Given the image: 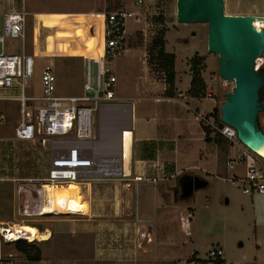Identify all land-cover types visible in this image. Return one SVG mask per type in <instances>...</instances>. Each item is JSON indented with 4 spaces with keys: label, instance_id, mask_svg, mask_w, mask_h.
Segmentation results:
<instances>
[{
    "label": "rangeland",
    "instance_id": "1",
    "mask_svg": "<svg viewBox=\"0 0 264 264\" xmlns=\"http://www.w3.org/2000/svg\"><path fill=\"white\" fill-rule=\"evenodd\" d=\"M124 8L136 11L140 22L134 19L126 21L129 50L114 61L119 80L117 96L122 101L135 103V128L133 132L125 129V134L122 132L120 139L127 166L129 164L132 172V175L127 173L123 182L132 181L135 159L139 156L152 155L155 160H150L151 162L165 164L175 162L183 165L179 175L174 179L170 177L173 171L164 167L154 172L156 185L158 187L159 184L166 185L168 193L155 192V182L153 185H148L144 181L137 184L136 201L127 209L129 212L132 211L133 215L130 218H133L134 222L144 218L140 223L143 231L152 235L153 244L146 243L150 240L149 236H146L141 245L145 254L123 264H191L198 260H202L204 264H217V259L211 258L210 253L219 249L223 251L226 264L242 263L247 257L251 258L255 254L256 218L264 206L259 203L257 196L260 195L252 199L243 194L242 187H237L224 179L232 175V172L228 171L227 161L232 156H238L240 150L236 146L232 149L227 141L221 144H208L204 141L203 126L215 123L212 117L214 109L218 108L221 112L226 95L232 93L236 86L235 82H228L220 77L219 56L211 53L208 48V24L178 22L177 0H144L140 7L135 5L134 0H0V21L8 12L25 9L29 13L27 53L37 49L39 55L36 59L34 79L29 84L33 91L35 90V95L40 92L44 68L53 64L58 77V93L64 96H80L83 93L84 59L79 56L98 54L99 49L96 47L101 42L98 40L99 37L98 39L94 37L90 41V31L89 33L85 31L87 26L70 22L72 19L70 17L74 18L71 14L110 13ZM225 14L264 16V0H225ZM35 26L40 33L36 48L33 46ZM72 31L73 34L78 31L77 34L81 38L74 36L73 39H65V43L69 44L76 40L86 48L68 56L69 45L62 44L57 37H72L71 34L65 33ZM57 32L59 33L55 37ZM98 33L99 28L94 36ZM159 34L166 40L167 51L176 54L179 90H182L187 82V86L190 85L192 76L190 61L196 55L206 57L203 77L207 84V97L201 99L198 107H195V102L191 103L195 108H190L186 101L178 102L184 98L179 97L174 99L175 101L165 98L168 96L162 91L161 86L166 84L165 76L158 71L156 62L150 61L149 64V51ZM20 45L19 41L9 40L7 47L9 51L19 52ZM262 61L263 63L257 64V71L261 67L264 68V56ZM183 93L187 94L186 90ZM13 95L12 92L0 91V112L3 115L0 119V226L22 225V228L40 229L42 233H46L53 228L55 220L72 217L84 219L86 216L80 215L81 213L79 215L47 213L33 216L26 212V204L32 201L33 196H39L38 192L35 194L33 192L36 180L48 176L49 155L38 141L25 142L16 139L15 131L22 122V116L20 104L9 99ZM262 103L264 107V92ZM109 115L112 120L115 119L114 114ZM153 115L159 123L158 140L143 144L133 140V136L138 139L149 131L147 124L148 121H152ZM123 119L130 123L128 109ZM258 122L264 132V111L259 113ZM98 131L96 112L94 114L96 136ZM147 135H153V132H148ZM212 136H215V133ZM187 177L199 178L208 185L206 188L196 189L190 198L182 200L180 198L182 182ZM169 180L172 184H169ZM116 182L120 184L119 186L122 185V180ZM23 186H26L27 192L20 191V187ZM93 186H84L88 189L87 214L89 209L91 212V205L94 206L97 202L98 193L94 191ZM69 187L74 193L73 203L75 199L77 202L80 195L76 191V186L73 184ZM148 198L151 200L150 205L147 202ZM43 200L41 197L39 201ZM80 200L83 202L82 198ZM77 204L80 208V203ZM152 206L151 211L155 213L151 212L152 215L147 217L139 216L138 212L142 211V208L144 210ZM162 212L169 214L166 220L151 218ZM56 226L58 228L64 225ZM260 232L262 234L263 230ZM122 239L126 241L130 238L123 236ZM7 244L11 245L10 248H15L14 244L5 242L2 244L0 242V248L1 246L5 248ZM130 259L129 256H122L121 260Z\"/></svg>",
    "mask_w": 264,
    "mask_h": 264
},
{
    "label": "built area",
    "instance_id": "2",
    "mask_svg": "<svg viewBox=\"0 0 264 264\" xmlns=\"http://www.w3.org/2000/svg\"><path fill=\"white\" fill-rule=\"evenodd\" d=\"M134 1L139 7L144 3V0ZM71 15L74 18L70 17L72 18L70 22L87 26L85 31H90L88 32L90 41L96 37L94 35L99 25L103 35V44L98 46L101 52L97 50L98 54L79 56L84 59L83 93L80 96H64L58 93V77L53 64L44 68L40 92L35 95V90L33 91L29 84L34 79L36 59L39 55L37 49L27 53L29 13L25 9L8 12L0 21V91L12 92L14 95L9 99L18 102L21 107L22 122L15 131V137L25 142L38 141L49 155L48 176L36 180L34 191L32 190L34 194L38 192L39 196H33L34 200L26 204V212L33 216L43 215L46 186L56 187L72 182L85 186L92 182L121 181L127 176L125 152L120 143L121 134L122 132L125 134V129L116 135L98 131L96 136L94 114L97 112L98 117L105 113L115 114V117L118 115L117 107L121 106V103L117 102L118 77L114 61L129 50L126 21L134 19L140 22V18L136 11L127 8L110 13ZM80 16L82 18H79ZM77 32L75 34L74 31L65 32L72 37H57V40L67 44L65 39H73L74 36L81 38ZM39 35L35 26L33 37L35 48ZM9 40L21 42L18 48L21 51H9L7 47ZM77 42L72 40L67 44L68 56L86 48ZM115 120L116 118L111 120V124ZM127 124L123 123V127H128ZM211 126L231 144L232 149L236 146L241 152L227 161L228 171L232 172V175L224 179L237 187H242L244 195L264 196V157L244 146L238 140L233 127L225 124L217 126L215 123ZM153 182L156 183V180ZM20 191L27 192L26 186L20 187ZM41 197L44 200L40 202ZM32 239L29 232L23 231L22 225L0 226L1 244L20 240L29 243L41 242L39 237L35 242ZM210 257L220 259V264H226L223 260V251L220 249L212 251ZM0 264L11 263L3 261L0 257ZM191 264L204 262L194 261Z\"/></svg>",
    "mask_w": 264,
    "mask_h": 264
},
{
    "label": "crops",
    "instance_id": "3",
    "mask_svg": "<svg viewBox=\"0 0 264 264\" xmlns=\"http://www.w3.org/2000/svg\"><path fill=\"white\" fill-rule=\"evenodd\" d=\"M98 28L99 33L98 35H96V38L98 39L99 37L98 40L100 41V25L98 26ZM180 83L181 85H183L181 80ZM187 85L188 82L184 88L182 87V90H179V88L177 87L176 75V97L165 98H168V100L171 99L173 101H175L174 99L179 97L184 98L179 99L178 102H188L190 104V108L193 107L191 106V103L195 102V107H198V103L202 101L201 99H194L189 97L187 94L183 93V91L185 90L187 93L190 89V85ZM161 86L163 87L162 91L166 92V84H163ZM143 100L146 101L144 98ZM117 102L121 103V106L117 107L118 115H116V120L113 122V124H111L112 119L110 117L111 115H109L111 113L99 115L98 122L100 132L102 131L105 134L113 133L114 135L118 134L124 129H130L133 132L135 128V103L122 101L118 96ZM127 109L130 112V125H128L129 123L126 121V119H123V115L127 113ZM2 118L3 115L0 112V119ZM123 123H128V127H123ZM147 125L149 127L148 132H153V135H147L148 132H146L144 133L143 137L138 139L133 136V140L139 141L138 143L140 144L158 140L157 135H159L160 131L158 127L159 123L157 122L156 116L153 115L152 121H148ZM150 160L153 161L155 160V158H148L146 156H139V158L136 157L135 169L133 172L134 177L132 178V181H127L124 183L122 180L121 186H119L120 184H118V182L116 181L93 182L92 184L87 185H94L92 188H94V191H97L98 193L96 196L97 202H95L94 206L91 205V212L89 209L88 214V209L86 205L87 203L89 204L88 189L81 184L75 185L76 191L80 195L77 201L80 203V208L77 202H75V200L73 203V193L71 196L73 213H71V215H79L81 213L80 215L86 216L84 217V219L79 220L72 217L67 219L55 220V225H53V228L51 227V229H49L46 233H42V231L40 232L38 231V229L35 230L30 228H22L23 231L29 232L31 234V236L33 237V242H35L38 237L40 238L41 242H39L40 244L38 245L41 250L40 261L27 260L22 253L17 251V249L14 247L13 249L10 248L11 245L8 244V246H6L5 248L3 246H1L0 248L1 259L11 264H123L127 263L126 261L131 262L132 260H136L135 258L139 255L143 256L145 254V251L142 250L144 247H141V245L145 241L146 236H149L150 239L146 243L153 244V237L151 234H147L143 231L142 224L140 222H143L144 218L134 222L133 218H130L133 215L131 214L132 211L129 212L127 209L128 207H132L134 205V202L136 201V189L138 188L137 184L141 181H144L148 185H153V181L156 179L154 178V172L156 170L159 171L163 169V167L164 169L173 171L170 177L174 179L176 176L179 175L181 165H183L182 163L172 162L173 164H165L162 162H151ZM128 166L127 173L128 175H132L130 166ZM169 184H172L171 181L169 182ZM159 185L160 187H158V185H156L155 183V192L159 191L161 193L163 192L164 194L168 193L166 185ZM82 189H84L85 191H83ZM257 197H259V203L264 206V196ZM80 198H82L84 203L80 200ZM148 199L149 200L147 202L150 205L151 200L150 198ZM252 199H254V196L252 197ZM151 210H153V206L152 208L144 210L142 208V211L138 212L139 216H151L152 214L150 213L153 212ZM168 215L169 214L167 212H162L161 214L156 213V216L154 218L152 216L151 218L163 221L168 218ZM57 224H61L64 226H58L57 228ZM260 230H263L262 234ZM123 236H127L130 239L124 241L122 239ZM254 239L257 242L255 254L251 258L247 257L244 262L239 264H264V207L261 210V214H259L256 218V229ZM122 256H129L131 257V259L121 260ZM198 261L203 262L202 260ZM224 262L227 263L225 260ZM230 264L237 263L232 262Z\"/></svg>",
    "mask_w": 264,
    "mask_h": 264
},
{
    "label": "water",
    "instance_id": "4",
    "mask_svg": "<svg viewBox=\"0 0 264 264\" xmlns=\"http://www.w3.org/2000/svg\"><path fill=\"white\" fill-rule=\"evenodd\" d=\"M177 20L208 24V48L219 56L220 77L236 85L221 106V122L233 127L238 140L256 151L249 143L264 140L258 122L264 111L260 95L264 74L256 70L264 56V29H258L257 22H264V16L226 15L225 0H177ZM207 185L199 178H184L180 198L188 199Z\"/></svg>",
    "mask_w": 264,
    "mask_h": 264
},
{
    "label": "trees",
    "instance_id": "5",
    "mask_svg": "<svg viewBox=\"0 0 264 264\" xmlns=\"http://www.w3.org/2000/svg\"><path fill=\"white\" fill-rule=\"evenodd\" d=\"M163 22V20H161ZM150 59L149 64L152 61L156 62L158 71L165 76L166 82V95L169 98L176 97V54L168 52L166 49V40L159 34L153 41L151 49L149 51ZM151 61V62H150ZM206 57L201 55H196L190 61V71L192 74V80L190 84V89L187 95L194 99H205L207 97V84L203 77V72L205 68ZM258 73L264 74V68L261 67ZM264 90V88H263ZM260 92L261 101L263 102V92ZM217 126H223L221 122V112L218 108H215L212 114ZM203 131L205 133L204 141L208 144L215 143L221 144L226 142L219 133H217L211 126H203ZM215 133V136H212ZM228 142V141H227ZM229 143V142H228ZM146 145V144H144ZM148 150V148H146ZM145 149V150H146ZM129 155V154H128ZM146 157H152L146 156ZM17 251L22 253L29 261H40L41 260V250L37 243H29L24 240H20L14 243ZM217 264L221 263L220 259L216 260Z\"/></svg>",
    "mask_w": 264,
    "mask_h": 264
},
{
    "label": "bare ground",
    "instance_id": "6",
    "mask_svg": "<svg viewBox=\"0 0 264 264\" xmlns=\"http://www.w3.org/2000/svg\"><path fill=\"white\" fill-rule=\"evenodd\" d=\"M257 27L260 30L264 29V22L262 21L257 22ZM100 32H101L100 42L101 44H103L102 28L100 29ZM96 48L98 49V47ZM249 145L252 146L254 149H256V152L258 154L264 157V140L257 142V144L250 142ZM73 184L78 185V183H75V182H72L67 185L71 186ZM69 186L65 187V185H60L56 187H52V186L44 187V190H45L44 194L46 196V205L42 206L44 215L47 213H54V214L55 213H59V214H71L72 213L73 206H72L71 196L73 194V190Z\"/></svg>",
    "mask_w": 264,
    "mask_h": 264
}]
</instances>
